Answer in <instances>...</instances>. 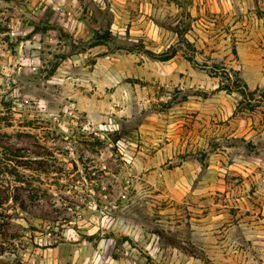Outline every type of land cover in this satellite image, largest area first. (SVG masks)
<instances>
[{"label": "rangeland", "instance_id": "1", "mask_svg": "<svg viewBox=\"0 0 264 264\" xmlns=\"http://www.w3.org/2000/svg\"><path fill=\"white\" fill-rule=\"evenodd\" d=\"M0 264H264V0H0Z\"/></svg>", "mask_w": 264, "mask_h": 264}, {"label": "trees", "instance_id": "2", "mask_svg": "<svg viewBox=\"0 0 264 264\" xmlns=\"http://www.w3.org/2000/svg\"><path fill=\"white\" fill-rule=\"evenodd\" d=\"M110 38L109 35H104V34H97L96 36V39L94 41L91 42V46H96V45H100V44H103L105 42V40H108ZM176 54V51L172 50L171 52L170 51H165L163 53V58L164 60H168L170 58H172L174 55ZM214 68H217L214 70V75L216 76H220L222 79L223 78H226L228 82H225L224 80L221 81L220 83V88L223 89V90H226L228 92H234V91H238L240 92L243 96H246L247 95V92L245 90V88L247 87L246 84H240L236 81H232L231 80V75L229 73V71L223 67L222 71H220L218 68L219 67H215ZM245 87V88H244Z\"/></svg>", "mask_w": 264, "mask_h": 264}]
</instances>
